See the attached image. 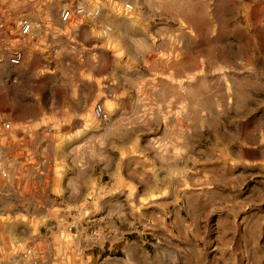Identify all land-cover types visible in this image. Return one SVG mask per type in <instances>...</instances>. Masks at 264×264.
Listing matches in <instances>:
<instances>
[{"label":"crops","instance_id":"crops-1","mask_svg":"<svg viewBox=\"0 0 264 264\" xmlns=\"http://www.w3.org/2000/svg\"><path fill=\"white\" fill-rule=\"evenodd\" d=\"M220 1L105 0L94 23L63 24L43 12L33 19L23 63L6 62L0 70L10 69L14 78L10 148L32 175L34 201L45 198L48 211L76 215L81 227H128L129 216L119 213L134 209L129 201L121 208L118 199L134 196L136 179L144 181L152 165L181 170L184 126L197 134L201 118L213 146L240 155L253 98L220 88L224 80H199L204 34L198 23L209 26L208 6ZM126 2L134 4L132 11L124 9ZM104 24L113 28L105 38L99 30ZM97 104L108 121L95 117ZM194 141L197 147L198 136ZM14 190L20 197L27 184ZM100 211L108 215L96 218Z\"/></svg>","mask_w":264,"mask_h":264},{"label":"rangeland","instance_id":"rangeland-1","mask_svg":"<svg viewBox=\"0 0 264 264\" xmlns=\"http://www.w3.org/2000/svg\"><path fill=\"white\" fill-rule=\"evenodd\" d=\"M208 9L214 19L198 23L199 80H224L220 88L253 98L240 155L213 146L201 118L197 134L184 126L181 170L152 165L144 181L136 179L134 196L118 199L123 209L130 202L134 212L119 215L132 223L110 230L81 227L76 215L48 211L45 198L34 201L32 175L9 146L2 152L11 177L0 179V264H264V0H225ZM9 71L0 70V106L15 114ZM18 184H27L20 197Z\"/></svg>","mask_w":264,"mask_h":264},{"label":"built area","instance_id":"built-area-1","mask_svg":"<svg viewBox=\"0 0 264 264\" xmlns=\"http://www.w3.org/2000/svg\"><path fill=\"white\" fill-rule=\"evenodd\" d=\"M105 0H0V64L9 63L20 66L24 61V49L33 31V19L43 12L45 18L58 15L63 24L77 19L89 23L98 20L103 12ZM134 4L126 2L124 9L132 11ZM103 38L108 37L113 28L109 24L99 27ZM95 117L108 121L101 104L94 108ZM14 123L0 106V179L9 180L11 170L2 159L9 148L8 140L12 139ZM32 250H28L25 258H29Z\"/></svg>","mask_w":264,"mask_h":264}]
</instances>
